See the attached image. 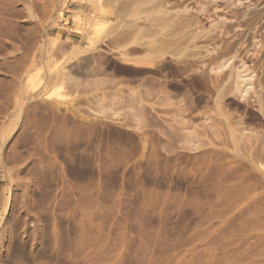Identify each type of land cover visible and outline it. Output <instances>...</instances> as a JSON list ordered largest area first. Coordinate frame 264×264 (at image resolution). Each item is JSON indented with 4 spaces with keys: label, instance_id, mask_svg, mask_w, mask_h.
<instances>
[{
    "label": "rangeland",
    "instance_id": "374dc122",
    "mask_svg": "<svg viewBox=\"0 0 264 264\" xmlns=\"http://www.w3.org/2000/svg\"><path fill=\"white\" fill-rule=\"evenodd\" d=\"M118 1L0 0V264H264V0L229 6L255 89L222 80L228 122L214 64L122 58Z\"/></svg>",
    "mask_w": 264,
    "mask_h": 264
},
{
    "label": "bare ground",
    "instance_id": "6f19581e",
    "mask_svg": "<svg viewBox=\"0 0 264 264\" xmlns=\"http://www.w3.org/2000/svg\"><path fill=\"white\" fill-rule=\"evenodd\" d=\"M235 1L241 0H119L118 2L121 5V11L120 16L122 17L121 21H118L121 35L118 37L119 40L123 43V53L121 54L122 58L128 59L132 62V60L136 61L137 59H143L149 57L151 53L154 55L157 54L159 56H163V53H169L171 57L173 58L174 62L179 65L181 63H186L188 66L193 63L196 59H201L202 61H205L204 64H214L211 68V71L213 74L207 72V69H205L203 72H201L199 75L195 73V81L198 80L201 85L205 87L206 90H214L213 92H216L215 98L212 97L214 100L218 110L223 115V118H226L227 122L229 117H231V114H229V109L225 104V98H226V92L229 89V84H225V86H220L219 84L228 77L229 81L233 82L234 87L237 92H239L240 97L239 99L242 101H245L246 103H250L251 93L253 91V84L251 78H248V73L246 72L247 68H245V61L242 59V52L240 48L236 46V42L238 41H224L222 40L224 35L227 33V29H233L232 18L229 19V15L232 13L231 9H229L230 5H235ZM252 1V0H251ZM250 1V2H251ZM246 2V1H245ZM190 3H194L195 5L191 6ZM245 4V3H244ZM115 5H117L115 3ZM118 5V6H120ZM242 5V4H241ZM196 6V7H194ZM239 6V5H238ZM233 7V6H231ZM230 7V8H231ZM236 7V6H235ZM245 7V6H244ZM249 7V6H248ZM118 8V7H117ZM250 8V7H249ZM115 9V8H114ZM228 9V10H227ZM235 9V8H234ZM233 9V10H234ZM251 9V8H250ZM255 9V8H254ZM221 10H224V14L220 16L219 12ZM252 10V9H251ZM236 11V9H235ZM250 11V10H249ZM256 11V10H255ZM260 11V10H259ZM223 12V11H222ZM247 12V11H246ZM253 12V11H252ZM258 12V11H257ZM243 13V12H242ZM241 13V14H242ZM240 14V13H239ZM250 14V13H248ZM118 15V14H117ZM233 15H237L233 12ZM244 18L247 15V13L244 14ZM241 16V15H240ZM237 17V16H236ZM234 18V17H233ZM112 19V18H111ZM236 19V23H239V18ZM257 19V18H256ZM210 24V27L207 29L204 26V22ZM241 21V20H240ZM247 21V20H246ZM206 23V25H207ZM234 23V22H233ZM243 23V22H242ZM117 24V23H116ZM235 25V24H234ZM241 25V23H239ZM253 25V24H251ZM114 26V25H112ZM194 27V30L191 27ZM196 26V27H195ZM237 26V25H236ZM250 26V25H249ZM245 27V26H244ZM111 28V27H110ZM112 29V28H111ZM117 28H115L116 30ZM230 32V30L228 31ZM251 32V31H250ZM255 32V30H254ZM112 33V31H111ZM119 35V33L117 34ZM242 35V34H241ZM245 35V34H244ZM247 35V34H246ZM258 35V34H257ZM236 36V35H235ZM240 36V35H239ZM116 37V36H115ZM237 37V36H236ZM235 37V38H236ZM241 37V36H240ZM255 37V36H254ZM201 38L205 44L201 48L195 44V42H198L196 40H199ZM225 38V37H224ZM230 38V37H229ZM244 38V37H243ZM257 38V36H256ZM117 39V38H114ZM117 39V40H118ZM233 39V38H232ZM240 38L237 37V40ZM248 39V38H247ZM260 39V38H259ZM258 39V40H259ZM112 40V39H111ZM202 40H199L202 41ZM234 40V39H233ZM232 40V41H233ZM257 40V39H256ZM264 40V39H263ZM218 41H221V43H218ZM245 41V40H243ZM247 41V40H246ZM117 42V41H116ZM241 42V41H240ZM263 42V41H262ZM209 43V44H207ZM256 43V42H255ZM261 43V42H260ZM110 44V43H109ZM118 44V43H117ZM120 44V43H119ZM199 44V43H198ZM207 44V45H206ZM243 44V42L241 43ZM240 44V45H241ZM246 44V42H245ZM193 45V46H192ZM247 46L249 44H246ZM190 50L189 49L190 47ZM242 46V45H241ZM260 46V45H259ZM243 47V46H242ZM245 47V46H244ZM242 49V48H241ZM245 50V49H244ZM248 49H246L245 55L248 54ZM260 50V49H259ZM253 51V50H252ZM251 52V51H250ZM256 52V51H255ZM252 53V52H251ZM258 53V52H257ZM256 53V54H257ZM255 54V53H254ZM260 54V53H259ZM262 54V53H261ZM156 55V56H157ZM249 56V54H248ZM155 57V56H154ZM245 57V56H243ZM160 58V57H159ZM168 58V57H167ZM158 59V58H157ZM240 59V60H239ZM159 60V59H158ZM193 60V61H192ZM200 60V61H201ZM240 61L241 64L238 68L235 66L236 61ZM197 61V60H196ZM201 61V62H202ZM207 61V62H206ZM254 61V60H253ZM162 62V61H161ZM200 62V63H201ZM158 63V62H157ZM160 63V62H159ZM164 63V62H163ZM166 63V61H165ZM198 63V62H197ZM199 64V63H198ZM203 64V65H204ZM156 65V64H155ZM185 65L186 67H188ZM176 67V65H173ZM184 66V65H183ZM183 66L180 70L183 69ZM193 66V65H192ZM207 66V65H206ZM139 67V66H138ZM165 67V66H164ZM181 67V65H180ZM186 67H184L186 69ZM205 67V65H204ZM209 67V66H208ZM250 67V66H249ZM137 68V67H136ZM147 68V67H146ZM159 68V67H158ZM166 68V67H165ZM171 68H173L171 66ZM178 70V68H175ZM201 69V67H200ZM250 69V68H249ZM152 70V69H151ZM163 70V69H162ZM161 70V71H162ZM187 70V69H186ZM146 71V70H145ZM156 71V70H154ZM170 71V70H169ZM173 71L174 68H173ZM202 71V70H201ZM134 72V71H133ZM159 72V71H158ZM163 72V71H162ZM185 72V71H184ZM195 72V71H194ZM250 72V71H249ZM173 73V72H171ZM187 73V72H186ZM185 73V74H186ZM159 74V73H157ZM255 74V73H254ZM164 75V74H163ZM167 74H165L166 77ZM181 75V74H180ZM112 76V75H111ZM188 76V75H187ZM190 76V75H189ZM192 77V76H191ZM255 77V76H254ZM104 78V77H103ZM102 78V79H103ZM107 78V77H106ZM141 78V77H140ZM147 78V77H146ZM152 78V77H151ZM193 78V77H192ZM227 78V79H228ZM113 80V78H111ZM149 79V78H148ZM189 79V78H188ZM253 79V78H252ZM111 80V81H112ZM156 80V79H155ZM223 80V81H222ZM139 81V80H138ZM162 81V80H161ZM192 81V80H191ZM197 81V82H198ZM114 82V81H112ZM165 82V81H164ZM196 82V84H197ZM147 83V82H146ZM221 83V84H222ZM227 83V82H226ZM96 84V83H94ZM103 84V83H102ZM117 84V83H116ZM119 84V83H118ZM117 84V85H118ZM127 84V83H126ZM132 84V83H131ZM232 84V83H231ZM143 85V84H142ZM152 85V84H151ZM175 85V84H174ZM199 85V84H198ZM103 86V85H102ZM137 86V85H136ZM139 86V85H138ZM233 86V85H232ZM147 87V86H146ZM153 87V86H152ZM176 88H183L181 85H176ZM195 87V85H194ZM203 87V88H204ZM231 87V86H230ZM97 88V86H96ZM151 88V87H150ZM161 88V87H160ZM175 88V89H176ZM232 88V87H231ZM164 89V88H163ZM197 89V88H196ZM255 89V88H254ZM133 90V89H132ZM143 89H141L142 91ZM150 90V89H149ZM159 90V89H158ZM182 90V89H181ZM136 91V90H134ZM163 91V90H162ZM187 93H189L186 89ZM191 91V90H190ZM209 91V92H210ZM230 91V89H229ZM235 91V89H234ZM251 91L250 95L249 92ZM258 91V90H257ZM123 92V91H121ZM133 92V91H132ZM146 92V91H145ZM166 92V91H165ZM185 92V91H184ZM137 93V92H136ZM151 93V92H150ZM186 93V92H185ZM184 93V94H185ZM186 93V94H187ZM192 93V92H191ZM230 93V92H229ZM107 94V93H106ZM134 94V93H133ZM144 94V93H143ZM149 94V93H148ZM167 94V93H166ZM214 94V93H213ZM95 95V94H94ZM147 95V94H146ZM150 95V94H149ZM192 95V94H191ZM235 95V94H234ZM161 96V95H160ZM178 96V95H177ZM188 96V97H189ZM203 96V95H202ZM238 96V95H236ZM101 97V96H100ZM145 97V96H144ZM147 97V96H146ZM150 97V96H149ZM108 98V97H107ZM114 98V97H113ZM135 98V97H133ZM132 98V99H133ZM138 98V97H137ZM168 98V97H167ZM205 98V97H204ZM261 101L260 97H258ZM99 99V97H98ZM115 99V98H114ZM121 99V98H120ZM140 99V98H139ZM162 99V97H161ZM193 99V98H192ZM113 100V99H112ZM119 100V99H118ZM152 100V99H151ZM172 100V99H171ZM179 100V99H178ZM255 100V99H254ZM98 101V100H97ZM114 101V100H113ZM120 101V100H119ZM118 101V102H119ZM133 101V100H132ZM138 101V100H137ZM159 101V100H158ZM163 101V100H161ZM173 101V100H172ZM175 101V100H174ZM190 101V100H189ZM157 102V101H156ZM171 102V101H170ZM185 102V101H183ZM193 102V101H192ZM212 102V101H211ZM258 102V103H259ZM107 103V102H106ZM163 103V102H162ZM167 103V102H166ZM165 103V104H166ZM196 103V102H195ZM234 103V102H233ZM103 104V103H102ZM105 104V103H104ZM133 104V103H132ZM168 104V103H167ZM188 104V103H187ZM199 104V103H198ZM212 104V103H211ZM244 104V103H243ZM127 105V104H126ZM142 105V103L140 104ZM241 105V104H240ZM250 105V104H249ZM260 105V104H259ZM263 105V102H262ZM107 106V105H106ZM119 106V105H118ZM125 106V105H124ZM123 106V107H124ZM135 106V105H134ZM133 106V107H134ZM172 106V105H171ZM190 106V105H189ZM196 106V104L194 105ZM201 106V105H200ZM212 106V105H209ZM253 106V105H251ZM142 106H140L141 108ZM147 107V105H146ZM185 107V106H184ZM205 107V106H204ZM105 108V107H104ZM126 108V107H125ZM135 108V107H134ZM187 108V107H186ZM190 108V107H189ZM216 108V109H217ZM261 108V107H260ZM264 108V107H263ZM132 108H130L131 110ZM112 110V109H111ZM125 110V109H124ZM138 110L140 111L139 107ZM169 111V109H167ZM193 110V109H192ZM203 110V109H201ZM216 110V112L218 111ZM126 111V110H125ZM135 111V110H134ZM144 111V110H142ZM147 111V109H146ZM145 111V112H146ZM165 111V110H163ZM189 111V110H188ZM205 111V110H203ZM170 112V111H169ZM177 112V111H176ZM183 112V111H182ZM192 112V111H191ZM198 112V111H197ZM231 112V111H230ZM261 112L264 113V109L261 108ZM139 113V112H138ZM142 113V112H141ZM166 113V112H165ZM189 114V113H188ZM217 114V113H215ZM173 115V113H172ZM178 115V114H177ZM221 115V116H222ZM240 115V114H239ZM145 116V115H144ZM195 116V115H194ZM207 116V115H206ZM212 116V115H211ZM136 117V116H135ZM140 117V116H139ZM152 117V116H151ZM163 117V116H162ZM180 117V116H179ZM182 117V116H181ZM213 117V116H212ZM237 117V116H235ZM195 118V117H193ZM197 118V116H196ZM139 119V118H138ZM143 119V118H142ZM155 119V117H154ZM180 119V118H179ZM192 119V117H191ZM217 119V118H216ZM148 120V119H147ZM176 120V119H175ZM244 120V119H243ZM241 120L240 125H244L245 122ZM178 121V120H177ZM195 121V119H194ZM225 121V123H226ZM203 122V121H201ZM219 122V121H218ZM232 122V121H230ZM158 123V122H157ZM173 123V122H172ZM180 123V122H179ZM184 123V122H183ZM189 123V122H188ZM199 123V122H198ZM211 123V122H210ZM217 123V122H215ZM197 124V123H196ZM207 124H209L207 122ZM213 124V123H212ZM248 124V123H247ZM190 125V124H189ZM216 125V124H215ZM224 125V124H223ZM249 125V124H248ZM247 125V126H248ZM174 126V125H173ZM170 126V127H173ZM199 126V125H198ZM201 126V124H200ZM222 126V125H220ZM226 126V124H225ZM223 126V127H225ZM228 126V123H227ZM232 129L236 128L233 127L232 124L230 125ZM235 126V124H234ZM251 126V125H250ZM181 127V126H180ZM210 127V126H208ZM212 127V126H211ZM216 128L215 126H213ZM212 127V128H213ZM240 127V126H239ZM244 127V126H243ZM246 127V126H245ZM244 127V128H245ZM177 128V127H176ZM188 128V127H187ZM197 128V127H196ZM213 128V130H214ZM219 128V126H218ZM168 129V128H167ZM175 129V127H174ZM173 129V130H174ZM185 129V128H184ZM195 129V128H194ZM200 129V128H199ZM205 129V128H204ZM217 129V128H216ZM220 129H227L220 128ZM169 130V129H168ZM178 130V128H177ZM175 130V132L177 131ZM212 132L222 133L219 132V130H214ZM251 130V129H250ZM253 130V129H252ZM251 130V132H252ZM172 131V130H171ZM189 131V130H188ZM216 131V132H215ZM237 132V130L235 129ZM239 131V129H238ZM174 132V131H173ZM185 132L184 130L182 131ZM191 132V131H190ZM233 130L229 129V132L226 134V136L223 137L222 140H225L226 142L230 143L234 147H240L239 143L242 139L239 141V134H236ZM242 132V129H241ZM245 132V131H244ZM169 133V132H168ZM171 133V132H170ZM197 133V132H196ZM226 133V132H225ZM238 133V132H237ZM240 133V131H239ZM263 133V132H262ZM190 134V133H189ZM193 134V133H192ZM202 134V133H201ZM208 134V133H207ZM252 134V133H251ZM178 135V134H177ZM183 135V134H182ZM188 135V134H186ZM211 135V134H209ZM241 135V134H240ZM248 135V134H247ZM254 135V134H253ZM260 134H258L259 136ZM200 136V135H199ZM216 136V135H215ZM172 137V136H171ZM186 137V136H185ZM189 137V136H187ZM186 137V138H187ZM193 137V136H192ZM213 137V136H212ZM245 136L242 135V138ZM247 137V136H246ZM251 137V136H250ZM196 138V137H195ZM214 138V137H213ZM241 138V137H240ZM180 139V137H179ZM191 139V138H190ZM198 139V138H197ZM201 139V138H200ZM206 139V138H205ZM258 139V138H257ZM194 140V139H192ZM214 140V139H213ZM249 140V139H248ZM253 140V139H252ZM188 141V140H187ZM191 141V140H190ZM244 141V139L242 140ZM251 141V140H250ZM200 141L197 143L199 144ZM216 142V141H215ZM218 142V141H217ZM222 142V141H221ZM251 143V142H250ZM223 144V142H222ZM190 145V144H189ZM188 145V146H189ZM194 145V144H193ZM230 145V146H231ZM242 145V144H241ZM247 145V144H245ZM200 146V145H199ZM204 146V145H202ZM244 146V145H242ZM250 145L248 144V147ZM186 147V146H185ZM201 147V146H200ZM199 147V148H200ZM197 148V147H196ZM250 148V147H249ZM257 148V147H256ZM191 149V148H190ZM212 149V148H211ZM193 150V149H192ZM243 150V149H242ZM259 150V149H258ZM225 151V150H224ZM209 152V151H208ZM260 152V150H259ZM218 153V152H217ZM216 154V153H215ZM218 155V154H217Z\"/></svg>",
    "mask_w": 264,
    "mask_h": 264
}]
</instances>
